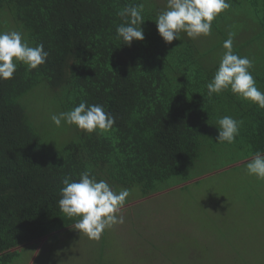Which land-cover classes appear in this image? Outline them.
<instances>
[{
  "label": "trees",
  "instance_id": "trees-1",
  "mask_svg": "<svg viewBox=\"0 0 264 264\" xmlns=\"http://www.w3.org/2000/svg\"><path fill=\"white\" fill-rule=\"evenodd\" d=\"M141 4L144 39L129 46L117 36V12ZM166 5L0 0V31L21 30L30 46L42 43L49 53L36 69L18 63L11 79L0 80V264H12L26 244L75 228L79 217L69 218L58 203L65 176L79 180L90 170L97 181L149 196L192 180L201 169L245 165L264 154V108L230 88L207 95L229 31L236 32L233 52L252 60L250 71L264 92V0H231L210 35L191 39L181 32L171 43L155 23ZM241 23L247 25L238 30ZM36 95L49 114L86 101L102 105L115 123L87 133L62 120L61 132L47 134ZM224 116L243 122L231 144L217 143ZM106 235L105 229L102 248ZM97 255L106 264L103 253Z\"/></svg>",
  "mask_w": 264,
  "mask_h": 264
},
{
  "label": "rangeland",
  "instance_id": "rangeland-1",
  "mask_svg": "<svg viewBox=\"0 0 264 264\" xmlns=\"http://www.w3.org/2000/svg\"><path fill=\"white\" fill-rule=\"evenodd\" d=\"M245 26L239 24L238 30ZM36 97L39 117L47 120L44 131L61 132L62 121L57 127L51 120L58 112L49 114L42 95ZM65 138L66 133L58 145ZM199 173L149 196L141 188H127L131 195L118 213L124 223L106 229L111 253L100 246L101 238L91 240L73 228L58 234L57 243L44 237L19 248L12 264H62L61 258L63 264H101L99 252L107 253L106 264H264V180L249 175L246 164ZM124 188L112 187L117 192ZM115 229H135L142 233L141 241L134 234L110 236ZM125 244L132 248L125 249Z\"/></svg>",
  "mask_w": 264,
  "mask_h": 264
},
{
  "label": "clouds",
  "instance_id": "clouds-1",
  "mask_svg": "<svg viewBox=\"0 0 264 264\" xmlns=\"http://www.w3.org/2000/svg\"><path fill=\"white\" fill-rule=\"evenodd\" d=\"M230 7L231 0H167L166 8L158 12L155 18L157 31L166 43L180 40L181 32L191 39L208 36L211 34L213 20ZM142 13V4L128 5L117 12L122 20L116 27L117 36L129 46L133 40L144 39ZM235 36V31H229L228 38L223 42L226 51L213 79L207 84V95L210 98L230 88L233 94L264 108V92L258 89L250 71L253 68L252 60L233 52ZM48 56L42 43L30 46L21 30L0 31V80L11 79L18 63L26 65L30 72L46 63ZM51 120L57 127L61 126L63 120L87 133L109 131L115 123V117L105 111L102 105H89L86 101L70 111L52 115ZM217 123V143L231 144L239 135L243 122L224 116ZM246 171L264 180V154L256 153L246 164ZM61 182L63 187L58 201L60 210L69 218L79 217L75 229L89 239L99 240L105 229L124 223V217L118 213L131 195L130 189L114 191L107 181H97L90 170L82 171L79 180L65 176Z\"/></svg>",
  "mask_w": 264,
  "mask_h": 264
},
{
  "label": "crops",
  "instance_id": "crops-1",
  "mask_svg": "<svg viewBox=\"0 0 264 264\" xmlns=\"http://www.w3.org/2000/svg\"><path fill=\"white\" fill-rule=\"evenodd\" d=\"M119 228V227H118ZM131 230H121V229H118V230H114L112 233H111V235L110 236H112V235H114V236H118V235H125V236H129V235H131V234H134V240L135 241H141V238H139V235H142V233H136L135 231V229H133V232L132 233H129ZM59 235H60V233H58ZM58 234H56V235H54V236H47V237H51V239L52 238H54V242L55 243H57V242H59V240L60 239H58ZM107 241V239L105 240V242ZM36 242V241H35ZM106 245H108L107 243H105V244H103V247L104 248H106V252H109V253H111L112 252V248L110 247V246H106ZM143 246H145L144 244H143ZM124 248L126 249H131L132 248V245L130 246V245H127V244H125V246H124ZM145 249H147L148 250V252H149V248L148 247H146ZM51 252V249L49 250V253ZM152 254H153V249H152V252H151ZM107 254V253H106ZM105 254V255H106ZM104 255V256H105ZM87 260H89L90 261V259H87ZM61 263L63 264V261H64V258H61ZM77 263H78V261H77ZM89 264H92L91 262L89 263Z\"/></svg>",
  "mask_w": 264,
  "mask_h": 264
}]
</instances>
